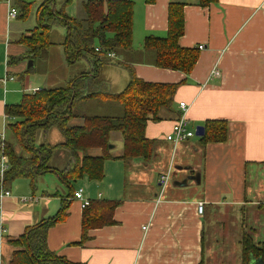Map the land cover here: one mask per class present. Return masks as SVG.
Instances as JSON below:
<instances>
[{"label":"crops","instance_id":"0c3cea01","mask_svg":"<svg viewBox=\"0 0 264 264\" xmlns=\"http://www.w3.org/2000/svg\"><path fill=\"white\" fill-rule=\"evenodd\" d=\"M21 1L30 5L23 18L13 1L0 0V133L7 141L11 140L9 127L15 119L5 115V108L18 104L24 94H33L32 88L42 90L29 76L38 73V67L28 58V48L21 40L37 27V10L47 0L36 5ZM89 1L108 0H72L65 14L78 19ZM113 1L133 3L132 49L100 61L98 75L106 92L118 94L124 90L129 72L118 64H125L146 83L178 85L174 110H163L158 122H147L145 138L154 141V153L148 162L118 159L123 152L121 146V154L109 153L112 158L105 161L100 182L82 177L65 185L54 173L67 166L68 159L65 162L64 158V168L49 166L50 171L34 181L20 178L5 183L3 188L10 196L0 200V264H9L12 259L16 249L11 241L22 236L27 227L53 218L62 201L70 200V194L79 189L88 201L119 204L111 215L113 224L89 230L88 240L78 246L82 208L80 201L71 199L65 221L51 227L47 234L48 249L59 258L80 264H224L230 260L229 242L234 238L242 264V234L251 235L255 244L264 242V0H215L207 6H202V0ZM62 2L56 0L58 9ZM171 4L183 5L184 33L178 45L198 50L197 62L188 75L150 65L153 58L143 48L146 38L166 36ZM10 9L17 12V17H8ZM29 16L28 24L20 20ZM54 30L58 38L52 42ZM66 35L61 27L51 31V46L58 47L59 64L65 72L56 82L40 74L43 81L39 82L45 90L65 87L94 66L93 57L88 55L87 60L77 62L81 64L79 69L68 73L72 65L65 59ZM200 45L202 50L198 49ZM49 48L42 54H52ZM102 72L104 78L100 77ZM179 103L186 104L184 115ZM182 115L188 120L189 131L191 126L196 128L206 121H225L227 141L203 146L197 140L190 147L180 148L189 139L177 145L166 141ZM38 137L42 139L41 134ZM60 140L47 142L53 146ZM103 154L100 149L87 151L89 157ZM173 170L178 173L173 174ZM197 173L199 184L187 181L184 187L178 186ZM47 176H55V180ZM162 176H168L166 185L160 184ZM130 181L135 190L126 195ZM21 198L31 200L20 202ZM199 202L204 204L202 215L197 214ZM212 213L215 217L209 221Z\"/></svg>","mask_w":264,"mask_h":264},{"label":"trees","instance_id":"16d2710c","mask_svg":"<svg viewBox=\"0 0 264 264\" xmlns=\"http://www.w3.org/2000/svg\"><path fill=\"white\" fill-rule=\"evenodd\" d=\"M10 1L20 9V17L27 16L29 4L21 0ZM71 1L63 0L59 9L56 0L44 2L37 10V27L21 41L28 48V58L33 61L52 45V29L64 28L67 31L63 43L66 62L72 65L87 60L89 55L94 59V66L65 87L24 94L18 104L5 108V115L15 119V122L9 127L12 141L5 143L10 169L4 175V184L20 178L34 181L39 174L50 171L49 162L58 149L68 153L67 166L61 171H54L62 183L69 185V182L82 177L100 182L104 178V163L112 158L108 148L111 133H119L122 137L123 152L118 159L130 161L139 158L148 162L154 153V141L145 138L147 122H158L161 111L174 110L178 85L146 83L135 76L130 66L121 63L118 65L129 72L128 83L122 92L107 93L104 81L99 78L100 61L109 59L108 53L115 55V52L132 49L133 3L89 1L83 5L85 18L77 20L65 14V8ZM213 1L202 0L201 4L207 6ZM183 33V5L171 4L166 36L148 37L144 41V50L153 58L150 65L188 75L197 62L198 50L180 48L178 41ZM92 100L118 103L122 114L107 117L74 113L77 104ZM76 118L81 119L82 124L70 125L69 122ZM202 126L205 133L198 138L200 145L227 141L225 121H206ZM52 128L63 136L62 143L52 146L47 142L48 131ZM39 134L42 143L37 144ZM91 149H100L104 154L89 157L87 151ZM72 196L73 193L69 198ZM68 202L70 200L62 201L53 218L27 227L22 236L10 242L16 250L9 264H80L57 257L47 245L48 230L67 218ZM118 204L117 201L94 200L82 208L78 246L88 240L89 230L113 224L111 215ZM240 244L242 264H248L250 258L264 261V242L255 244L251 235L244 232Z\"/></svg>","mask_w":264,"mask_h":264},{"label":"rangeland","instance_id":"374dc122","mask_svg":"<svg viewBox=\"0 0 264 264\" xmlns=\"http://www.w3.org/2000/svg\"><path fill=\"white\" fill-rule=\"evenodd\" d=\"M26 1L34 2V5H36V4H39L40 2H42L43 0H26ZM16 9L19 12L20 9H18V8H16ZM19 14H20V12L18 13V15ZM76 18H78L77 20L84 19L85 18L84 12L81 11V13H78ZM30 19H31V16H29L26 19H21L20 18V20H23L22 22H26V24H28ZM20 20H18V21H20ZM56 31L57 30H54L53 35L51 37L52 42L54 40H56V38H58V34H57ZM55 42H57V41H55ZM57 48L58 47L55 48V46L53 45V46H51L49 48V50H47V51H51L52 52V54H50V55L48 54L49 58H48V56H46L47 55L46 53H48V52H45L44 54H41V56L39 58L35 59L36 66L38 67L39 75L40 74H45L44 76L50 77V79L53 82H56L57 79L60 80V78L62 77V75L65 72V70L62 71L61 65L59 64ZM78 65H81V64H78V63L72 64V66L70 68H67L68 73H69V71H74V70L79 69L80 66H78ZM35 69H37V68H35ZM46 72H48V73H46ZM38 73L31 72V75H29V76L31 78L35 79V81L37 80L38 86L41 89H44L45 88L44 85H42V83L39 82V81H43V76L36 75ZM53 74H54L55 77H53ZM56 75H57V77H56ZM100 77L104 78V72L101 73ZM44 79H45V77H44ZM57 86H59V85H57ZM49 88H51V87H48V89ZM32 89H35V88H32ZM73 111H74L75 114H78V115H81V116L118 117V116H120L122 114V110H121L120 104L115 103V102H104V101H95V100H92V101H89V102H86V103L77 104L74 107ZM69 123L72 126H79V125L82 124V121H81V119L76 118V119H72ZM190 129L192 130V132H195V127L191 126ZM38 138H37L36 142L39 144L40 142H42L41 141L42 139L38 140ZM47 140L50 141V142H54V143L55 142L57 143V141L60 140L59 142L61 143V142L64 141V138H63V136L60 134V132L57 129L52 128L51 132L49 133V138ZM197 140H198V137H196L194 135V137L192 139H189V141L181 143L179 145V148L180 147H190V145L195 143ZM10 141H12V139ZM109 142H110L109 145H112L114 147L113 149L110 150V152H112L114 155L121 154V146H122V137H121V135L119 133H115L114 135H112L109 138ZM64 158H65V162H67L68 153L65 152L62 149L56 150L54 155H53V158L49 162V166H55L56 168H61V169L64 168L65 164H66V163H64ZM178 159H179V155H177V157H176V160H178ZM177 173L178 172L176 170H173V174H177ZM47 178L55 180V176H47ZM127 181H129L128 178H127ZM171 182H172V180H171ZM128 183L129 184L127 185L126 195L132 193V191L135 190L134 189L135 187L132 186L133 184H131V181L128 182ZM154 187H155V185H154ZM137 188L140 191V182H139ZM157 191H158V188H157ZM214 217H215V214L212 213L208 220L210 221ZM229 244L231 245V249H230V252H229L230 260H225V263L226 264H240V248L238 246V243L234 242V238H233L229 242ZM207 246H209L208 242H206V244H205L206 248H207ZM218 263L222 264V262H218ZM204 264H207V263H204ZM208 264H211V263L208 262Z\"/></svg>","mask_w":264,"mask_h":264},{"label":"built area","instance_id":"2783aa9c","mask_svg":"<svg viewBox=\"0 0 264 264\" xmlns=\"http://www.w3.org/2000/svg\"><path fill=\"white\" fill-rule=\"evenodd\" d=\"M9 1V0H7ZM9 18L17 17V12L14 9H10L8 12ZM204 47L202 45L198 46L199 50H202ZM107 57L114 58L115 55L113 53H108ZM217 75V73H215ZM39 91L38 89H33L32 93ZM179 108L183 111V115L186 110L185 103H179ZM181 116L172 126L170 133L166 136V141L172 143L173 145H177L183 141H186L192 137H194L195 133L188 130V120ZM7 142L6 137L3 133H0V200L9 197V191L3 188L4 183V175L10 169V162L8 156L5 154V143ZM168 181V176H162L160 178V184L166 185ZM72 200L80 201L81 208L88 206L89 201L83 198L82 190L79 189L73 193L71 198ZM70 199V200H71ZM31 199L21 198L20 202H27ZM204 211V204L202 202L197 203V214L202 215ZM142 230H146V227H143Z\"/></svg>","mask_w":264,"mask_h":264},{"label":"water","instance_id":"95a60500","mask_svg":"<svg viewBox=\"0 0 264 264\" xmlns=\"http://www.w3.org/2000/svg\"><path fill=\"white\" fill-rule=\"evenodd\" d=\"M31 65V63H29ZM195 136L198 137V138H201L204 136V133H205V129L203 126H197L195 128ZM109 149H112L113 146L112 145H109L108 146ZM180 168V167H179ZM186 170H191V167H186L185 168ZM187 181H192L196 184H199L200 182V175L197 173V174H194V175H190L187 177V179H185V181L183 183H180L178 186L180 187H184L187 183ZM248 264H264V261L262 259H253V258H250L249 260V263Z\"/></svg>","mask_w":264,"mask_h":264}]
</instances>
